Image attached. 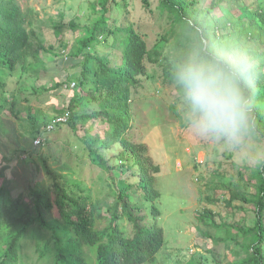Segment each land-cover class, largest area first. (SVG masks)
<instances>
[{
    "label": "trees",
    "instance_id": "trees-1",
    "mask_svg": "<svg viewBox=\"0 0 264 264\" xmlns=\"http://www.w3.org/2000/svg\"><path fill=\"white\" fill-rule=\"evenodd\" d=\"M28 1L0 0V114L9 105L11 116L20 120L33 140L24 137L13 150L0 141V264H154L165 245V231L159 223L161 192L156 184L161 168L154 165L145 144L129 139L131 100L148 77L146 62H161L162 41L168 37L150 49L146 35L134 23L120 24L113 17L114 9L126 8L129 0H95L91 7L98 17L67 57L70 62L81 60L77 65L82 69L80 95L48 114L34 102H55V97L44 96L62 92L67 81L43 76L50 72L49 65L33 54L32 39L38 35L30 8L24 7ZM144 2L149 8L150 0ZM160 6L172 17L169 36L174 39L175 53L172 60L165 57L163 65L166 78L175 84L172 65L195 49L207 47L246 58L251 69L246 80L252 99L251 133L264 138V0H213L203 6L198 0H161ZM54 27L61 30L59 25ZM111 37L114 45L119 44L117 65L98 55V47ZM50 48L39 43L37 50L49 54ZM6 73L11 77L18 73L16 86L6 81ZM67 112L68 123L55 131L68 126L85 145L92 164L106 173L108 191L103 198L92 199L80 184L53 170L48 159L41 157V146L34 143L44 135L48 141L47 127ZM91 121H99L104 130L91 134L95 130L87 128ZM115 146L121 149L119 154L113 153ZM116 157L120 165L114 164ZM250 171L249 178L241 172L240 182L232 183L226 203L232 207L240 201L241 208L253 207V227L218 226L210 209L199 217L206 225L226 230L214 239L216 245L229 249L234 243L246 254L232 264H264V161ZM45 178L47 186L42 185ZM130 178L137 182H129ZM145 210L153 216V224ZM32 246L38 261L30 263L27 249ZM206 251L216 258L210 248ZM183 264L206 262L192 259Z\"/></svg>",
    "mask_w": 264,
    "mask_h": 264
},
{
    "label": "rangeland",
    "instance_id": "rangeland-1",
    "mask_svg": "<svg viewBox=\"0 0 264 264\" xmlns=\"http://www.w3.org/2000/svg\"><path fill=\"white\" fill-rule=\"evenodd\" d=\"M95 0H31L24 2L30 16L33 29L38 38H33V54L48 63L49 71L43 76L67 81L62 92L44 96L55 97V102L40 104L34 102L48 114H53V108L68 104L72 97L79 96V78L81 60L68 61L69 49L85 34V28L92 24L98 14L91 7ZM193 1V0H188ZM200 6L210 5L213 0H198ZM161 0H150L146 7L144 0H129L126 8H115L113 17L120 24L134 23L146 35L149 48L152 49L162 37L163 57L159 64L146 62L148 77L143 79V86L135 91L131 100L133 115L132 141L148 147V156L159 166L156 184L161 192L159 208L162 212L160 225L165 231V245L157 255L154 264H183L192 259L203 260L206 264H232L238 258L245 257L239 247L231 244L229 249L225 244L216 245L214 239L226 234V230L203 223L199 217L205 209L216 214L217 225L228 224L237 227H253L255 210L253 207L241 208V202L235 201L230 207L226 200L230 199L232 183L240 182V173H245L246 179L255 168L264 161V138L256 137L251 132L239 144L226 146L222 143L210 145L191 133L180 118L181 101L176 85L171 83L164 74L165 57L172 60L174 39L169 36L172 27V17L160 6ZM219 11H216V13ZM54 25H59L61 30ZM115 39L98 47V55L110 59L117 65L120 61L119 44ZM45 48L52 47L49 54L37 50L38 44ZM64 46H67L64 49ZM33 60V59H32ZM7 72V71H6ZM17 74L14 77L6 73V81L11 87L17 85ZM77 83L75 88L71 84ZM9 99L12 95L8 94ZM11 102V101H10ZM95 127L91 134L104 130L99 122H89L87 128ZM83 132H80L82 135ZM46 143L41 144L40 155L48 159L50 167L65 176L69 182L77 183L87 191L94 200L103 198L108 191L107 175L102 169L92 164L85 151L84 144L64 126L51 134ZM31 135L22 127L20 120L11 116L9 105L0 114V141L12 145L22 144ZM36 140H34L35 142ZM121 149L115 146L113 153L119 154ZM117 156V155H116ZM111 153L108 154V158ZM113 159V158H112ZM120 165L119 157L113 159ZM126 169V168H125ZM135 171V170H134ZM19 173V172H18ZM21 176V173L18 175ZM129 182L136 183V178ZM43 186L49 185L47 178ZM250 191V190H249ZM152 224L155 222L148 210L144 211ZM57 215V211H56ZM235 233V232H233ZM210 248L216 258L206 251ZM35 247L27 249L30 258L26 261L37 262ZM28 264V263H23Z\"/></svg>",
    "mask_w": 264,
    "mask_h": 264
},
{
    "label": "clouds",
    "instance_id": "clouds-1",
    "mask_svg": "<svg viewBox=\"0 0 264 264\" xmlns=\"http://www.w3.org/2000/svg\"><path fill=\"white\" fill-rule=\"evenodd\" d=\"M246 58L195 49L172 65L180 93V118L210 145L235 146L253 130L252 99L246 87Z\"/></svg>",
    "mask_w": 264,
    "mask_h": 264
},
{
    "label": "built area",
    "instance_id": "built-area-1",
    "mask_svg": "<svg viewBox=\"0 0 264 264\" xmlns=\"http://www.w3.org/2000/svg\"><path fill=\"white\" fill-rule=\"evenodd\" d=\"M76 86V83L71 84V88H74ZM69 116H70V112H67L64 115L58 116L56 117L51 124L47 127L46 129V134H51L52 132H54L56 130V128L58 127V125H65L68 123L69 121ZM47 142V137L44 136H40L36 139V141L34 142L36 146H39L41 144H44Z\"/></svg>",
    "mask_w": 264,
    "mask_h": 264
},
{
    "label": "crops",
    "instance_id": "crops-1",
    "mask_svg": "<svg viewBox=\"0 0 264 264\" xmlns=\"http://www.w3.org/2000/svg\"><path fill=\"white\" fill-rule=\"evenodd\" d=\"M49 77V76H48Z\"/></svg>",
    "mask_w": 264,
    "mask_h": 264
}]
</instances>
